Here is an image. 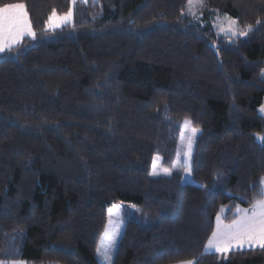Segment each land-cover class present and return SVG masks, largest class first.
Segmentation results:
<instances>
[{"label": "trees", "instance_id": "16d2710c", "mask_svg": "<svg viewBox=\"0 0 264 264\" xmlns=\"http://www.w3.org/2000/svg\"><path fill=\"white\" fill-rule=\"evenodd\" d=\"M72 1L0 0L33 31L0 53V262L99 264L119 206L112 264H264L204 252L222 209L264 197V0H202L203 23L189 0ZM224 16L237 35L209 25ZM186 119L179 169L152 176Z\"/></svg>", "mask_w": 264, "mask_h": 264}, {"label": "rangeland", "instance_id": "374dc122", "mask_svg": "<svg viewBox=\"0 0 264 264\" xmlns=\"http://www.w3.org/2000/svg\"><path fill=\"white\" fill-rule=\"evenodd\" d=\"M77 0L72 1V7ZM87 1V0H81ZM202 0H189L186 13L195 20L203 23L199 6ZM72 10L66 14H52L47 24V28L55 30L63 25L72 22ZM209 25L224 35H237V23L234 19L224 16L216 17L209 22ZM33 31L23 6L11 5L0 9V53L5 49L13 47L21 42L25 37H31ZM261 79L264 80V68L261 71ZM259 114L264 116V101L258 109ZM190 133V121L184 120L182 123L181 136L178 143L177 157L175 165L172 169H165L161 166V159L155 158L152 166L151 174L154 177L171 175L172 171H176L180 167L181 157L184 152L187 135ZM261 139V136H259ZM185 181L190 180L188 173L184 174ZM130 209L136 207L129 205ZM225 210L222 209L215 221L214 231L207 242L205 252H216L225 255L231 251L243 249H255L264 247V227L257 229L254 226L264 222V200L256 203L252 208H239L237 210L238 219L233 224H227L223 221ZM123 230V221L120 215V207H115L110 215L108 224L100 242L96 256L99 264H112L113 255L118 240ZM15 240V238H13ZM11 243V248H15ZM0 264H6L0 262ZM9 264H25L22 261L9 262ZM188 264V263H186Z\"/></svg>", "mask_w": 264, "mask_h": 264}, {"label": "crops", "instance_id": "0c3cea01", "mask_svg": "<svg viewBox=\"0 0 264 264\" xmlns=\"http://www.w3.org/2000/svg\"><path fill=\"white\" fill-rule=\"evenodd\" d=\"M263 188H264V180H263ZM264 200V197H263V199L261 200V201H263ZM260 201V202H261ZM259 203V202H258ZM252 207H254V205L253 206H251V207H249V208H252ZM245 209H248V208H245ZM239 210V209H238ZM238 219V214H237V218H236V220ZM235 220V221H236ZM234 221V222H235ZM233 222V223H234ZM233 223H231V224H233ZM230 224V225H231ZM255 228H257V229H260V228H263L264 227V222L263 223H258L257 225H255L254 226ZM207 246V245H206ZM205 250H206V248H205ZM205 252V251H204ZM205 253H209V252H205ZM210 253H215V254H217L216 252H210ZM16 262H18V261H16ZM4 263H6V264H9L8 262H4ZM186 263H188V264H194L193 262H184V263H178V264H186Z\"/></svg>", "mask_w": 264, "mask_h": 264}]
</instances>
